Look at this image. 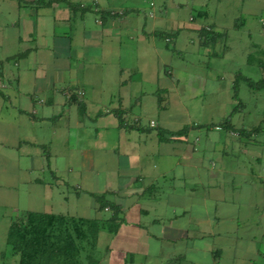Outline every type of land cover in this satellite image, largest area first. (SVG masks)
I'll return each mask as SVG.
<instances>
[{
    "label": "crops",
    "instance_id": "crops-1",
    "mask_svg": "<svg viewBox=\"0 0 264 264\" xmlns=\"http://www.w3.org/2000/svg\"><path fill=\"white\" fill-rule=\"evenodd\" d=\"M34 1L0 0V264H18L1 249L13 221L28 211L109 219L95 196L118 205L121 222L99 233L94 264H264V184L222 185L230 171L211 161L229 155L226 132L168 133L191 126L171 116L170 87L182 102L170 49L185 31L207 49L197 31L208 25L145 0H69L75 13ZM118 109L143 129L122 128Z\"/></svg>",
    "mask_w": 264,
    "mask_h": 264
},
{
    "label": "rangeland",
    "instance_id": "rangeland-1",
    "mask_svg": "<svg viewBox=\"0 0 264 264\" xmlns=\"http://www.w3.org/2000/svg\"><path fill=\"white\" fill-rule=\"evenodd\" d=\"M145 1L163 3L166 6L164 16L176 17L185 25H216L220 30H227L228 38L225 41H218L207 49L200 47L196 33L185 31L177 40L175 51L170 49L174 54L173 69L176 75L172 81L177 86L181 106H184L182 109L175 102L172 104L175 90L170 87L168 102L171 100L173 121L191 126L219 124L238 103L233 100L236 73L241 72L255 81L264 76V27L261 25V20L264 22V0ZM142 2L143 0H138L135 3L140 5ZM200 11H205L206 15L201 17ZM156 14L158 18L161 15L159 11ZM191 17L195 18V22L190 21ZM140 18L143 22H150L144 13H141ZM240 19L243 20L242 25L236 27ZM159 44L162 46L164 42L159 40ZM180 50L182 54L178 55ZM162 69L163 67L161 71ZM238 95L239 101L244 104L241 111L232 114L231 121L237 127L255 128L256 133L250 138H235L222 133L224 148L229 155L222 159L217 154L212 156L211 161L216 167L230 171V174L219 178L222 185H262L264 183L260 175L264 173V90H253L241 81ZM161 96L164 101L166 96ZM200 136L204 138L206 135L201 132ZM241 150L247 152L242 153ZM251 170L254 171L253 177L250 175ZM238 172H246L247 175L243 176ZM99 215L107 216L103 211ZM1 249H7L8 260L11 261L12 251L4 243ZM16 259L19 260L17 256Z\"/></svg>",
    "mask_w": 264,
    "mask_h": 264
},
{
    "label": "trees",
    "instance_id": "trees-1",
    "mask_svg": "<svg viewBox=\"0 0 264 264\" xmlns=\"http://www.w3.org/2000/svg\"><path fill=\"white\" fill-rule=\"evenodd\" d=\"M19 2L21 0H18ZM53 3H64L72 13L80 9L78 4L69 0H36L30 3L34 7L52 6ZM87 12L88 8L82 9ZM97 13L103 14L102 10ZM111 15V12H108ZM200 14V13H199ZM115 16L117 13L114 14ZM113 15V16H114ZM242 19L236 27L242 25ZM261 25L264 27L263 20ZM177 32H160L158 36L170 41ZM201 40V45L211 47L218 41H225L228 38L227 30L219 32L215 26H204L197 31ZM262 67V65H260ZM263 68V67H262ZM244 81L249 88L253 90H264V76L255 81L251 77L237 72L233 83V100L237 105L233 107L231 114L223 119L219 124L213 125H193L185 126L180 130L168 132L172 137L178 138L184 136L194 127L212 128L221 127L226 133L238 135L240 138H250L256 133V129H246L237 127L231 121V116L235 112L241 111L243 102L239 101L238 87L239 83ZM163 99L159 96V107L162 106ZM130 111V110H129ZM128 112L118 109L115 114L118 116L120 126L124 129L142 130L141 122L138 119L129 125L125 116ZM164 131L159 130L161 139L164 137ZM99 204V209L110 208L112 216L107 220L75 218L62 214H48L41 212H26L23 217L13 221L9 227L6 244L8 248L18 256V264H94L93 254L96 249L97 238L100 232L107 231L114 233L120 225V207L108 201L105 196H95Z\"/></svg>",
    "mask_w": 264,
    "mask_h": 264
},
{
    "label": "built area",
    "instance_id": "built-area-1",
    "mask_svg": "<svg viewBox=\"0 0 264 264\" xmlns=\"http://www.w3.org/2000/svg\"><path fill=\"white\" fill-rule=\"evenodd\" d=\"M263 24H264V22H263ZM150 125H151V126H155V122H154V121H151V122H150Z\"/></svg>",
    "mask_w": 264,
    "mask_h": 264
}]
</instances>
